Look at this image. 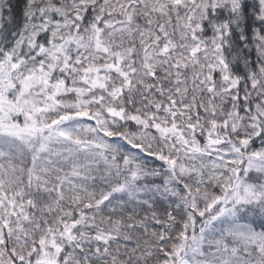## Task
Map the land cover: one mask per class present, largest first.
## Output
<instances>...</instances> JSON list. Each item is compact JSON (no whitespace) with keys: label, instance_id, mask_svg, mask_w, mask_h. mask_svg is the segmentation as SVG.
I'll return each mask as SVG.
<instances>
[{"label":"snow or ice","instance_id":"snow-or-ice-1","mask_svg":"<svg viewBox=\"0 0 264 264\" xmlns=\"http://www.w3.org/2000/svg\"><path fill=\"white\" fill-rule=\"evenodd\" d=\"M0 264H264V0H0Z\"/></svg>","mask_w":264,"mask_h":264},{"label":"trees","instance_id":"trees-1","mask_svg":"<svg viewBox=\"0 0 264 264\" xmlns=\"http://www.w3.org/2000/svg\"><path fill=\"white\" fill-rule=\"evenodd\" d=\"M13 2H15V0H13ZM18 11V10H17ZM208 35H211V31L209 30V32L207 33ZM161 210H163V206H160Z\"/></svg>","mask_w":264,"mask_h":264}]
</instances>
